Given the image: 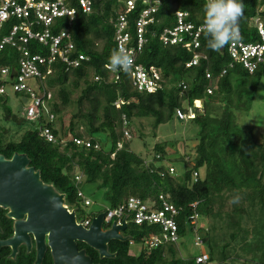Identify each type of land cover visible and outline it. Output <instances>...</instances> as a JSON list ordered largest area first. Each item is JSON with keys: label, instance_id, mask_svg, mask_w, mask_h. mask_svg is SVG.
<instances>
[{"label": "trees", "instance_id": "trees-1", "mask_svg": "<svg viewBox=\"0 0 264 264\" xmlns=\"http://www.w3.org/2000/svg\"><path fill=\"white\" fill-rule=\"evenodd\" d=\"M89 1L90 13L83 12L80 0H68V5L77 9L70 26L77 53L89 56L90 61L70 70L58 62L53 73L45 78V85L47 92L52 94L48 107L56 117L58 128L54 132L61 136L69 132L75 137L91 138L93 144L99 143L100 147L80 146L73 141L65 145L47 141L39 132L45 119L30 121L33 125L27 127L26 116L13 110L5 94L0 96L2 119L24 132L19 139L6 140L5 128L0 125V154L8 158L14 153L27 154L30 165L40 170L42 180L64 193L71 208L81 210L83 202L78 191L83 190L84 184L98 183L99 188H104L110 207L125 203L132 196L153 203L163 194L181 208L178 217L181 242L193 235L191 221L196 214L199 218L225 221L230 240L221 249L211 235L212 228L199 226V231L205 234L202 240L208 248L210 262L218 256L221 262L226 261L232 243L243 250H261L264 247V140H256L253 129L241 126L237 119L239 112L251 108L258 82L264 77V67L250 74L233 60L229 45L220 51L210 50L203 32L197 50L205 58H201L198 65L187 67L194 50L182 43L165 45L160 34L177 24V11L187 12V19L196 25L203 24L206 0H163L157 21L146 28V42L137 58L147 67L160 68L163 88L154 93L138 92L133 89L127 72L120 73L119 81H113L109 80L110 72L106 69L109 57L117 50L115 24L118 15L124 12L125 0ZM242 2L244 14L239 24V40L245 43L260 41L256 19L264 23V0ZM139 13L140 8H137L128 15L132 41L136 38ZM60 21L68 26V19ZM32 48L40 51L41 45L34 42ZM18 57L17 50L8 45L3 49L0 62L17 72ZM224 70L226 73L222 74ZM207 72L211 73V78L207 77ZM95 76H100V80ZM182 82L187 85L186 89L180 86ZM209 87L213 88L211 93ZM43 90L40 85L36 91L42 95ZM76 92L79 95L73 98ZM196 100L201 101L202 111L190 120L198 126V142L192 161L187 160V155L178 157L185 165L182 175L177 171L171 174L170 167L162 163L169 154L168 141L153 146L152 160L131 149L132 137L127 139L122 130L123 117L132 134L134 119L152 117L153 126L157 128L178 118V109L187 111L188 106L195 107ZM117 101L121 102L119 107ZM71 106L74 110L65 122V112ZM120 141L123 147L118 149ZM77 174L82 175L80 183H77ZM236 195L240 202L233 204L231 200ZM86 217L83 215L80 219ZM0 226V240L13 234V220L2 208ZM152 233H160L159 226L130 224L123 234L131 240L109 243L110 252L116 253L114 258H100L98 251L84 242H78V246L86 250L95 264H197L194 256H183L175 244L132 253L131 243L142 242ZM218 250L221 254L217 256ZM10 254V247H1L0 264H34L35 253L28 252L25 247L19 249L14 259ZM42 264H54L49 251Z\"/></svg>", "mask_w": 264, "mask_h": 264}, {"label": "built area", "instance_id": "built-area-1", "mask_svg": "<svg viewBox=\"0 0 264 264\" xmlns=\"http://www.w3.org/2000/svg\"><path fill=\"white\" fill-rule=\"evenodd\" d=\"M163 0H125L124 12L118 15L116 21L115 40L117 49L124 48L132 57V63L127 69L111 70L109 80L119 81L122 72L129 74V79L134 90L138 92L154 93L163 88V76L160 68L155 66H145L138 62L137 58L146 42L145 32L147 26L157 21L159 6ZM83 12L90 13L92 5L89 0H80ZM140 8L139 17L136 22L135 40L129 31L128 15L132 11ZM77 14V9L68 5V0H0V57L3 49L10 45L19 54L17 60V72H12L11 68L0 62V96L8 93V88L14 92L27 95L31 100V105L26 110V119L35 122L41 118L45 123L40 127L41 137L49 142L61 143L65 145L73 141L77 145L99 148L100 144H93L91 138L75 137L67 132V136L56 134L54 129L58 128L55 124V114L48 107V100L51 99V92H47L45 78L53 73L55 64L62 63L67 70L80 67L84 62L90 61V57L77 53L75 43L72 38L70 26ZM188 13L183 11L176 12L177 24L167 27L160 34V39L165 45L184 44L188 49L194 50L192 59L186 63L187 67L198 65L201 58L205 55L198 51L200 47V36L202 34V24L196 25L189 21ZM62 19H68V26L62 25ZM256 24L261 37L260 41L245 43L239 40L237 43L229 44L228 50L236 63L253 74L260 66L264 67V23L256 19ZM37 42L41 45L40 51L32 48V43ZM231 66L233 64L231 63ZM226 73V70L222 74ZM207 77L211 78L210 72ZM100 80V76H95ZM43 85V94L40 95L29 81ZM183 89L187 88L183 82L180 84ZM40 87V86H39ZM213 88L209 87L211 93ZM120 101L116 105L120 106ZM202 111L200 100L195 101L194 106H188V110H177V117L180 120H190L197 113ZM128 121L123 117V133L127 139H131V131L127 128ZM123 147V142H118V149ZM169 171L175 174L176 169L170 166ZM197 180L198 173H194ZM77 183L82 181V175L77 174ZM78 196L82 199L84 206H91L92 199L83 190L78 191ZM196 203H193L195 205ZM104 227L110 228L115 222L122 224L127 218L128 227L135 225H157L160 233H152L142 240V249L154 250L169 244L179 245L182 237L180 235L178 217L181 208L173 204L165 195L159 196V201L149 203L139 197L132 196L125 203L115 207H104ZM99 213L87 215L82 219L83 226L89 227ZM198 214H196L191 224L193 225V236L195 245H203V236L199 231ZM197 264H212L209 254L200 253L195 255Z\"/></svg>", "mask_w": 264, "mask_h": 264}, {"label": "water", "instance_id": "water-1", "mask_svg": "<svg viewBox=\"0 0 264 264\" xmlns=\"http://www.w3.org/2000/svg\"><path fill=\"white\" fill-rule=\"evenodd\" d=\"M0 208L13 220V234L0 240V248L10 247L12 259L21 246L30 252L34 241V264L42 263L48 248L54 264H95L85 249H79L78 242L97 250L100 258H114L116 253L110 252L109 243L131 240L123 234L128 228L127 218L122 224L114 222L105 228V213L101 212L89 227L83 226L77 209L66 203L64 193L42 180L40 170L30 165L25 153H14L10 158L0 154Z\"/></svg>", "mask_w": 264, "mask_h": 264}, {"label": "rangeland", "instance_id": "rangeland-1", "mask_svg": "<svg viewBox=\"0 0 264 264\" xmlns=\"http://www.w3.org/2000/svg\"><path fill=\"white\" fill-rule=\"evenodd\" d=\"M251 77H248L250 80ZM32 87L36 90L41 84L34 80L29 81ZM79 92L74 93L73 98H76ZM8 104L13 110L21 115H26V110L31 105L32 100L24 94H16L12 88H8L7 93ZM202 104V103H201ZM74 110V107H69L65 112V122L69 121L70 113ZM238 123L243 126L247 125L251 127L254 132L256 140H264V77L258 82L255 90L254 98L251 104V108L246 111L238 113ZM154 119L152 117H143L133 120L132 123V144L131 149L136 153L146 157L147 160L153 159V146L157 142L168 141L169 154L162 162L165 166H174L177 174L182 175L185 171V165L178 157L187 155V160L192 161L195 157V147L197 144V132L198 126L191 120H180L174 118L170 122L159 125L157 128L153 126ZM0 125L4 126V138L19 139L24 132V129H18L14 124L6 122L0 115ZM33 125L30 121L26 125L31 127ZM101 136V135H100ZM103 137V136H101ZM83 190L90 196L93 201L91 206H81V210L77 209L78 219L81 220V216L89 215L92 212L103 210L108 206L105 198V189L99 188L98 183L84 184ZM198 226L203 228H212L211 235L214 241L219 244L220 249L222 245L229 241V229L226 226L225 221H219L210 217H201L198 220ZM181 242V241H180ZM264 246V244L262 245ZM142 242H132L130 250L134 254H138L142 249ZM179 251L183 256H195L200 253L208 252L206 245L200 247L195 245V239L193 235H188L178 245ZM178 251V249H177ZM178 251V254H179ZM220 250L217 252V256L220 255ZM264 262V247L259 251H249L240 249L239 245L232 246L228 250V259L224 262L220 261L219 256L212 262V264H263Z\"/></svg>", "mask_w": 264, "mask_h": 264}, {"label": "clouds", "instance_id": "clouds-1", "mask_svg": "<svg viewBox=\"0 0 264 264\" xmlns=\"http://www.w3.org/2000/svg\"><path fill=\"white\" fill-rule=\"evenodd\" d=\"M204 12L202 31L210 50L220 51L225 46L239 41V24L244 14L242 0H206ZM131 63L132 57L127 50L119 48L109 57L107 67L111 70L127 69ZM239 202V195L231 200L233 204Z\"/></svg>", "mask_w": 264, "mask_h": 264}, {"label": "flooded vegetation", "instance_id": "flooded-vegetation-1", "mask_svg": "<svg viewBox=\"0 0 264 264\" xmlns=\"http://www.w3.org/2000/svg\"><path fill=\"white\" fill-rule=\"evenodd\" d=\"M33 243H34V245H33V247H32V250L30 251V252H34L35 253V260H36V257H37V250H36V247H35V242L33 241ZM21 247H25L26 249H27V251H28V248L26 247V246H21ZM20 247V248H21ZM48 251L50 252V249L48 248V250L46 251V253H45V256H46V254L48 253ZM50 254H51V252H50ZM45 256H44V258H45ZM44 258H43V260H44ZM43 260H42V263H43ZM35 262V261H34ZM41 263V264H42Z\"/></svg>", "mask_w": 264, "mask_h": 264}]
</instances>
